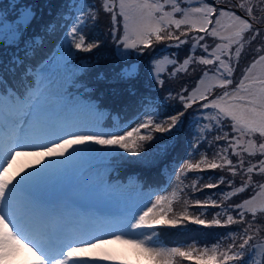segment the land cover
I'll use <instances>...</instances> for the list:
<instances>
[{"label": "snow or ice", "instance_id": "1", "mask_svg": "<svg viewBox=\"0 0 264 264\" xmlns=\"http://www.w3.org/2000/svg\"><path fill=\"white\" fill-rule=\"evenodd\" d=\"M181 2L182 0H101V8L110 14L112 39L122 44L125 50H118L117 59L122 61L123 65L118 71L113 70V79L125 84L141 78V65L128 63L130 53L127 50H135L139 55L154 43L162 41H174L175 46L179 48L188 43L190 32L204 34L191 36L193 42L189 55L182 62L174 58L177 53H172L162 59L154 57L144 66L146 93H141L135 85L127 89L129 98L140 108H145L156 103L155 98L148 93H151L153 83L164 85L162 77L168 66L172 69L167 73L170 78L187 72L193 63L209 66L190 91L184 86L175 96L169 91L164 98L165 101L178 100L182 110L159 120L161 113L146 112L143 120L127 129L117 128L113 132L96 131L93 134H81V130L77 129L64 131L62 135H55V139L50 140L37 138L36 132L41 128L49 109L53 108L51 84L43 77L34 79L31 75L35 65L43 59L40 54L43 40L34 39L29 42L24 40L23 35L35 19V11L33 7L24 5L17 12V6L12 4L13 12H16L14 20H9L10 14L0 11V42H6L14 49H19L23 42L22 56L14 51L7 64L0 60V132L7 130L9 134L8 155L0 158V168L3 169V172H0V261L4 264H90L87 258L88 250L99 246L97 243L78 240L71 233L50 227L47 213L40 210L41 197L34 189L38 178L52 167L45 165L23 177L17 173V176L21 177L18 181L15 177L8 178L6 165L12 163L13 153L19 155L21 149H37L33 155L63 157L70 149L72 152L77 149L87 152H99L104 148L122 149L124 153L132 154L135 162L155 167L165 160L175 145L167 142L157 144L156 152L150 157L148 152L144 151L145 143L156 139V132L167 133V139L175 141L184 127L185 113L194 105H199V109L209 110L207 114L201 113V119L207 118L210 123L197 129L194 140L188 141L189 148L197 151V145L207 144L209 148L215 145V151L211 160L206 153H202L200 160L195 164L185 159L180 166L181 175L186 174V170H201L202 164L204 169L226 170L231 174V178L222 175L216 179V183H208L203 187L217 188L221 184H227L232 190L221 193L220 203L215 198L194 201L202 207L221 209L216 211L210 220L188 215L187 209L180 217L157 220L158 215L165 214L155 211L165 199L159 197L151 207L139 214L135 223H131V228H151L153 223L178 225L186 221L208 226H244L238 232L227 234L226 238L232 242L223 250L220 249L219 243L211 248L206 246L197 249L193 246L187 250L180 247H148L151 237L130 242L142 249L157 264H182L184 260L193 261L194 264H264V240L257 241L264 230V225L257 223L259 215L264 214V182L253 180L254 174L264 176V71L251 75L258 64L264 65V54H260L264 53L261 26V22H264V0H232V6H221L220 0H204L203 3L196 0L201 6L191 8L181 7ZM166 8H170V11ZM177 14L180 15L179 19L176 18ZM98 15L99 9L91 0H64L56 20L45 26L46 36H56L58 29H66L57 41L61 60L66 68L71 62L69 58L73 55V48L85 53L101 48V41L87 42L85 35L89 21L95 23ZM117 17L122 18L123 27V35L119 38L116 32L121 21H118ZM224 17L228 18L227 23H222ZM59 21H63V24H59ZM173 27L177 31L182 27L185 30L177 35ZM206 37L221 43H215L209 52L210 45L201 43ZM258 39L261 43L255 48L256 56L244 69L231 91L227 90L233 84V73L245 43L251 46ZM197 49H201L203 54L196 56ZM102 56L103 54L98 52L94 58L79 64L80 73L84 74L94 68ZM233 56L236 58L235 64ZM29 64L33 66L32 69ZM210 72L214 73L212 78L218 81L217 84L205 83V77H208ZM96 79L104 80L105 73L98 72ZM217 87L223 90L222 94L213 96ZM154 115L157 118H154ZM194 122L195 118L189 122L190 128ZM225 128H230V131H225ZM209 129L217 133L212 140L207 139ZM220 141H223V144H220ZM78 145L86 147H74ZM95 145L102 148L96 149ZM141 152H144L143 158L138 155ZM237 175L242 178L239 186L233 187ZM13 180L16 183H13ZM192 187L196 190L195 182ZM250 188L254 190V195L239 203H226L231 197ZM171 210L169 206L167 211ZM114 238L121 239L118 235ZM74 244L81 246L74 247ZM26 252L30 253L31 257H28Z\"/></svg>", "mask_w": 264, "mask_h": 264}, {"label": "rangeland", "instance_id": "2", "mask_svg": "<svg viewBox=\"0 0 264 264\" xmlns=\"http://www.w3.org/2000/svg\"><path fill=\"white\" fill-rule=\"evenodd\" d=\"M203 2L204 0H201V3ZM222 2L229 3L232 6L231 0H220V5H222ZM201 3H197L196 0H182L181 7H200ZM166 10L170 11V8H166ZM99 17H101V15H98V18ZM176 18L179 19L180 15L177 14ZM117 19L118 21H121L122 24V18L118 17ZM227 21V17L222 18V23H227ZM261 26L262 37H264V22H261ZM173 30L179 35L180 32L185 29L182 27L181 30L177 31L173 27ZM194 34L197 36L204 35L203 33L190 32L188 43L181 45L180 47L187 46L190 48L193 42L191 36ZM181 38L183 39L184 37ZM166 42L175 45L174 41ZM201 43H207L210 45L209 52H211L212 47L215 46L214 43H221V41L206 37L205 41H201ZM260 43V39L254 42L251 46L245 43L239 63L233 73V80L235 78L239 81L244 69L256 56L255 48L258 47ZM72 51L74 54L77 50L73 48ZM119 51L125 50L122 47ZM127 51L129 52L130 50ZM198 52H202V50L197 49L195 55L200 56L203 54H199ZM235 62L236 58L233 56V63L235 64ZM207 67L208 66H204L205 69ZM261 71H264V65L258 64L256 68L253 69L251 75H256ZM78 72L79 65L74 63H68L67 68L65 67L64 61L61 60V51L59 47L38 69L37 79L43 77L46 82L51 84V100L53 102V108H57V110L53 113L48 111L41 128L36 132L37 138L44 140L55 139V135H62L64 131L70 132L76 131L77 129L81 130V134H93L96 131L113 132L116 131L117 128L127 129L129 126H135L136 123L143 120L146 112L148 114L156 112V109L148 106L142 114L138 115L132 121L118 124V119L120 120L119 117H122L121 115L115 118L114 126H104L102 124L105 115L104 112L99 110L93 102L86 101L79 95L72 94L68 89L70 82ZM184 73L186 74V72ZM213 76L214 73L210 72L209 76L205 77V83L217 84L218 81L212 78ZM234 86L235 85H230L227 90L231 91ZM66 98L68 99L66 100ZM61 102L65 103L60 106ZM208 111L209 110H206L203 113L207 114ZM65 117H70L71 119L63 120ZM209 123L210 121L207 118H204L198 124L196 131ZM48 124L51 125L50 128H48ZM225 129L226 131L230 130L229 128ZM5 132L8 133L7 131ZM120 134H122V131ZM7 144L8 140H0V147H3L6 150ZM74 147L84 148L86 146L78 145ZM94 147L96 149L102 148L100 145H95ZM19 151L20 154H24V162L18 163L17 159L15 160V158H13L12 163L6 166L7 177H15V180L18 181L14 173H20V176L23 177L28 172H34L36 169L43 168L45 165L52 167L46 174L38 178L34 190L37 193L43 191V193H45V195H47L52 201L60 200L62 204H65L67 199L74 201L73 205L67 203V201L66 206L63 205L64 213L62 219L57 217L55 213H47V215L48 217H51V219L49 218V221L52 219L58 220L57 225L53 224L51 228L65 233H71L78 240L91 241L92 243L99 244L98 247L89 248L88 250L87 258L89 259L90 264H146V261L149 260L156 262L155 260L150 259L142 249L130 242L133 240H143L145 237H151V240L148 241V247L173 248L164 245L157 237L155 223L152 224L151 228L143 229H132L131 223H135L139 214H142L147 208L151 207L159 197H164L165 199L160 205H158L155 211L165 213L168 207L171 206L172 199H174L179 190L183 187L184 175H181L180 166L185 159H189V162L193 164L201 156V154H194L189 150L188 155L177 166L173 169L162 172L155 182L144 186L143 181L136 177H130L126 181H122L120 178L109 179V174L114 168L108 158L111 149L104 148L103 151L99 152H87L84 149H77L75 152H72L70 149V154L66 153L63 157H39L33 155L32 153L37 151V149H23ZM13 156L16 157L17 155L13 153ZM234 159L235 158H233V160ZM38 160L39 163H37ZM253 163H255V160H253ZM21 169H24V171L22 172ZM177 177H179V179ZM226 177L231 178V174L227 171ZM241 178V175H237L234 178L236 181V187L239 186ZM244 178L246 179V177ZM15 180H13V183H16ZM253 180L255 182H264V176L254 174ZM50 192L54 193V195L49 196L48 194ZM254 194V190L250 188L242 193L241 196H237L234 203H239L241 200ZM82 206L86 208V213L80 210ZM98 208L104 209L105 212H101ZM78 209L85 215L95 213V211L101 213V215H97V217L98 220L103 221V223H98L104 228H100L96 225L95 227L86 228L85 221L71 219V213L74 214L75 211L78 212ZM160 216L162 215H158L156 219L160 220ZM88 219L93 221L92 217ZM248 219L251 218L248 217ZM257 223L264 225V214L259 215ZM243 226L244 225H236L235 227L239 230ZM116 235L120 236L121 239H115L114 236ZM260 240H264V230L261 231L260 236L257 238L258 242ZM231 242L232 241L228 244ZM237 242H239L238 237ZM227 245L225 244L224 248H226ZM80 246V244L74 245V247ZM193 246L198 248L194 243L182 244L175 247L187 250L189 247ZM26 255L31 257L30 253L26 252ZM257 259H259V257H257ZM0 264H4V262L0 261Z\"/></svg>", "mask_w": 264, "mask_h": 264}, {"label": "trees", "instance_id": "3", "mask_svg": "<svg viewBox=\"0 0 264 264\" xmlns=\"http://www.w3.org/2000/svg\"><path fill=\"white\" fill-rule=\"evenodd\" d=\"M208 1L211 2L210 0ZM63 3L64 0H0V11L10 14L8 17L9 20H14L16 18V12H13L12 4L17 6V12L24 5L33 7V10L35 11V19L23 35L25 41L31 42L34 39L43 40V46L40 50L43 59H41L39 63L53 52L57 41L62 36L63 31L66 30L58 29L56 36H46L44 32L45 26L50 21L56 20L57 12ZM91 3L95 4L96 8L99 9V15H101V17L96 19V23L89 21V25L85 29V35L87 37V42L93 40L101 41V48L93 49L91 53L79 52L77 50L69 60L71 63L78 65L86 62L87 59L94 58L98 52L102 53L103 56L100 59V62L96 64L94 68L89 69L88 72L81 74L79 71L69 85V89L76 92L80 97L94 102L99 109L103 110L106 115L103 124L107 126L115 125V118L121 115L122 117H119L120 120L118 119L120 124L132 120L142 114L148 106L156 109V112L161 113L158 120L164 119L166 116L182 110V105H180L178 100L165 101L164 98L168 95L169 91L175 96L184 86H187L190 91L205 71L204 66L201 64H191L186 74L181 72L174 78L168 76L167 73L172 70L171 66H168L166 73L162 77L165 81L164 85L159 86L153 83L152 91L151 93H148L155 98L156 103L150 104L145 108H140L134 100L129 98L127 89L128 87L135 85L141 93H146L147 89L144 87L146 80L143 74L144 66H146L154 57L160 59L165 55L170 56L172 53H177L174 58L178 62H182L183 59L189 55V47L184 46L177 48L175 45L162 41L154 43L151 48L146 49L139 55L135 50H130L128 63H139L141 65L140 80L125 84L122 81L113 79V70L118 71L119 67L123 65V62L117 59V52L123 47V45L118 44L117 41L112 39L110 14L105 13L102 10L101 1L91 0ZM58 23L62 25L63 21H59ZM121 35H123L122 24H120L119 30L116 32L117 38ZM14 51L19 52L22 56L23 42L19 49H14V47L8 46L6 42H0V60H2L4 64H7ZM198 53L201 54L202 52ZM32 67L33 66L29 64V68L32 69ZM101 71L105 73V79L97 80L96 74ZM31 75L33 76V74ZM237 82L238 80L234 78L232 85H235ZM222 91V89L217 87L213 92V96L222 94ZM211 98L212 97H209V99ZM204 111L206 110L199 109V105H194L185 113V116L183 117L185 120L184 127L175 141H169L167 139V133L156 132L154 133L156 139L145 143L144 151L148 152L150 157L156 152L157 144L167 142L175 145V147L169 151L165 160L158 166H145L144 164L135 162V158L132 157V154H126L122 149H111L108 158L114 168L110 172L109 177L121 178L124 181L128 180L130 177H136L143 181L144 186H147L152 184V182H155L162 172L173 169L177 166L188 155L189 150L194 154L206 153L208 159L211 160L213 151H215V145H213L212 148H209L207 144H200L197 145V151H193L188 145L189 140H194L196 128L200 121L203 120L201 119V113ZM154 118L157 117L154 115ZM194 118L195 122L191 124L190 128L189 122L193 121ZM224 130L226 131V129ZM216 134L217 133L214 130L209 129L207 139L212 140L213 136ZM219 143L223 144V141H220ZM138 155L143 158L144 152H141ZM200 158L201 156L198 160H200ZM217 162L219 163L220 161L218 160ZM235 162L236 161H234V163ZM222 175L226 176L225 170L204 169L203 164L201 165V170H186V174L183 176V187L171 201L170 207L172 210H166L165 214L160 216V220L180 217L181 214L185 212V209H187L188 215H196L203 219L210 220L214 213L221 209L202 207L196 205L194 201L215 198L218 203H220L221 193L231 191L232 188L227 184H221L217 188H205L203 185L216 183V179ZM193 182H195L196 190H193ZM233 187H236V185ZM241 195L242 194H238L231 197L226 203H234L236 197ZM232 214L236 215L235 213ZM235 226V224L228 227L197 225L192 221H186L178 225L158 224L157 230L158 238L168 247L194 243L198 247L197 249H202L206 246L211 248L212 245L219 243L220 249L223 250L225 244L227 245L231 241L226 238L227 234L231 231L237 232L238 229ZM146 264H157V262L149 260L146 261ZM182 264H194V262L184 260Z\"/></svg>", "mask_w": 264, "mask_h": 264}, {"label": "bare ground", "instance_id": "4", "mask_svg": "<svg viewBox=\"0 0 264 264\" xmlns=\"http://www.w3.org/2000/svg\"><path fill=\"white\" fill-rule=\"evenodd\" d=\"M40 209H41V211H44V212L46 211V208L41 207ZM69 211H70V209H69ZM91 217H92L93 221L91 219H88ZM70 218L75 219V220L85 221L86 222L85 226L87 228L95 227V225L100 227V228H104L102 225H100L98 223V217H97L96 213H90V214L85 215L78 209V212L75 211L74 214L71 213Z\"/></svg>", "mask_w": 264, "mask_h": 264}, {"label": "flooded vegetation", "instance_id": "5", "mask_svg": "<svg viewBox=\"0 0 264 264\" xmlns=\"http://www.w3.org/2000/svg\"><path fill=\"white\" fill-rule=\"evenodd\" d=\"M231 1H232V0H231ZM223 5L231 6L229 3H224V2H222V5H221V6H223ZM238 14H240V13H238Z\"/></svg>", "mask_w": 264, "mask_h": 264}]
</instances>
